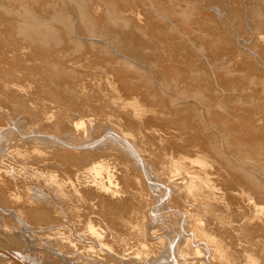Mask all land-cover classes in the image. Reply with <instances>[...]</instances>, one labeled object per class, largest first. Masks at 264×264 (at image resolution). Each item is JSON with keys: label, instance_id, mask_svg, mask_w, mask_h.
<instances>
[{"label": "rangeland", "instance_id": "rangeland-1", "mask_svg": "<svg viewBox=\"0 0 264 264\" xmlns=\"http://www.w3.org/2000/svg\"><path fill=\"white\" fill-rule=\"evenodd\" d=\"M132 51L139 54L129 55ZM144 52L149 53V61ZM17 75L29 76L31 84L23 79L24 88L30 90V84L35 94L30 90L25 97L27 93L18 87L24 82L17 80ZM53 75L64 80L59 84L42 82ZM8 82L19 83L17 88L10 87L15 92L8 91ZM124 85L154 102L146 118L131 124L157 136L159 143L166 142L174 149L172 144L178 143L180 152L203 150L210 161L215 157L209 148L217 144L218 150H213L217 156L215 181L227 188L241 186V194L261 200L264 206V0H0V97L8 89V104L19 106V110L45 104L44 112L58 113L53 115L54 121L66 110L104 115L103 102L111 92L124 96ZM66 91L73 100L64 99ZM15 93L23 99L20 103ZM133 95L137 96L135 91ZM195 129L208 148L195 146ZM16 183L12 189L21 200L30 198L29 184ZM63 209L59 210L64 213ZM12 217L14 225L10 226L22 227ZM58 218L49 223L50 233L68 230L61 221L64 215ZM71 227L68 231L72 233H66L79 237ZM14 228L8 230L14 234ZM0 229L5 231L2 226ZM53 232L47 235L50 239L42 232L33 235L28 251L22 249L17 234L12 237L18 240L14 239V244L10 237L0 241V246L21 248L29 263L72 264L64 255L76 249L63 246L60 236L52 239L57 235ZM86 239L92 241L85 240L89 250L80 246L76 257L86 264H116L111 257L103 261L110 254L101 241L99 246L96 238ZM92 246L100 255L90 250ZM96 258L102 260L98 263Z\"/></svg>", "mask_w": 264, "mask_h": 264}, {"label": "bare ground", "instance_id": "bare-ground-1", "mask_svg": "<svg viewBox=\"0 0 264 264\" xmlns=\"http://www.w3.org/2000/svg\"><path fill=\"white\" fill-rule=\"evenodd\" d=\"M142 55L149 61V53ZM15 77L17 80L29 78L28 75ZM24 80L22 85L19 81L17 84L27 97L33 91L29 80L30 90L26 91ZM63 80L64 77L53 75L42 82L59 84ZM8 83L7 96L0 97V226L5 228V231L0 229V241L11 240L17 234L22 249L28 251L32 236L37 232L49 236L55 230L50 233L49 223L64 215L63 225L69 228L71 224L77 225L71 229L81 238L69 235L73 230L65 227L67 233L61 228L54 231L57 235L52 239L60 236V240L64 239L63 246L76 249L72 250L74 254L69 251L71 254L64 255L72 264H86L80 256H75L80 246L85 248V240L92 242L86 236L96 238L99 246L100 241L105 245L101 251L110 255L103 261H110L111 257L116 264H264L261 200H249L240 193L241 186L227 188L215 181L217 156L213 150H218L217 144L209 148L215 157L210 161L203 150L180 152L176 148L178 143L172 144L174 149L166 142H157V136L138 130L133 123L146 118L151 111L149 105L154 104L145 93L141 95L135 88L124 85L121 86L124 96H114L111 92L103 102L106 114L79 115L74 110H66L62 111L63 116L59 114L60 120L58 117L54 121L53 115L58 113L44 112L41 108L45 104H34L25 110L8 104L7 90L15 92L10 89L15 82ZM113 90L118 93L117 89ZM134 91L137 96L133 95ZM18 92L19 95L21 92ZM17 98L19 103L23 100ZM64 99L74 97L66 91ZM41 116H46L45 121H40ZM196 130L195 146L208 148L199 141L200 131ZM17 181L29 184L30 198L22 201L17 190L12 189L14 183H20ZM51 197L58 201H51ZM60 208H64V213ZM12 216L22 227L18 228L17 223V229L11 227ZM13 228L14 234L9 231ZM19 229L22 230L19 232ZM81 229L83 232L78 231ZM15 249L1 244L0 264H43L29 263L28 255L21 248Z\"/></svg>", "mask_w": 264, "mask_h": 264}]
</instances>
